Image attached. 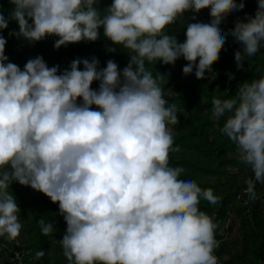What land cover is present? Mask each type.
<instances>
[{
    "label": "clouds",
    "instance_id": "9594fccd",
    "mask_svg": "<svg viewBox=\"0 0 264 264\" xmlns=\"http://www.w3.org/2000/svg\"><path fill=\"white\" fill-rule=\"evenodd\" d=\"M12 3L8 16L0 11V29L18 22L10 34L30 43L56 35L59 47L95 41L102 26L113 42L108 50L123 45L129 59L121 68L114 58L100 66L96 56L77 57L60 69L37 54L21 67L8 58L0 34V236L15 239L22 228L9 190L18 181L58 202L67 222L58 242L68 264H218L217 223L199 205L222 197L183 174L182 161L169 159V124L179 111L164 95V74L148 64L183 56L185 73L194 67L204 74L230 32L242 42L234 58L244 68L264 48V0L228 30L222 17L244 8L245 0H208L211 14L188 21L182 41L166 26L187 10L198 12L205 0H112L103 12L99 0ZM257 71L262 74L241 82L235 94L213 97L211 108L238 159L254 172L244 189L250 200L258 196L257 181L264 184V69ZM39 223L43 233L53 232L45 217Z\"/></svg>",
    "mask_w": 264,
    "mask_h": 264
},
{
    "label": "trees",
    "instance_id": "16d2710c",
    "mask_svg": "<svg viewBox=\"0 0 264 264\" xmlns=\"http://www.w3.org/2000/svg\"><path fill=\"white\" fill-rule=\"evenodd\" d=\"M111 2L112 0L106 1L107 4H110ZM13 6L14 5L12 3V0H0V11H2L5 16L9 15V12ZM256 7L257 4L254 6L249 2L246 3L245 1V7L241 9L244 14H238V16H235L234 19L227 18L225 20L226 24L224 26V29L228 30L234 27L237 18H246L245 13L254 14ZM104 10L106 9H102V12ZM174 25V22L167 25L165 30L169 33L175 34L173 32ZM14 29H19L18 22L15 19H10L8 27L0 29V34H3L7 38L5 52L8 58L11 61L19 64L21 67H23L28 58L34 57L37 54H42L48 62L49 66L53 64H59L60 69L69 66L70 62L77 57H86L91 59L93 56H96L100 60V66H104L107 59L114 58L118 63V66L121 68L128 62L129 59V55L126 52L128 50L124 49L123 45H118L116 51H109L104 55H101L98 52V47L106 38L103 36L102 26L100 27L101 36L95 41L81 40L77 42H69L66 45H61L59 47L53 46L55 39L58 38V36L56 35H48L44 39L30 43L22 36V39L20 40L17 39L16 35L10 34L11 30ZM176 35L178 37V40L182 41L184 39L183 35H180L179 33H176ZM9 38H12V40H9ZM108 42V45L113 44L111 40ZM241 44L242 42L237 41L229 32L224 45L220 49V55L215 57L213 60L212 66L224 80L223 89L221 91L217 90L216 88H212L210 90L205 89L201 86L202 84L200 83L199 77L190 78L186 75L178 76L176 74H171L166 77L165 71L167 70V67L170 63H162L160 61H157L156 64L155 62L148 64L149 69L153 71L154 74H156L157 72L164 74L162 79L164 95L170 102H175L176 105L179 106L177 122L176 124H172L175 129L174 146L170 149L169 159L172 162L182 161L183 164H185L188 160V151L192 149L193 151H195V153H198L197 155H195L197 161L199 160V156L202 155L203 159L200 160L201 165H197L193 162L187 161L190 165V169L181 170L183 174L191 175L197 182L199 181L198 183L201 185V187H207V184H205L201 180H198L200 178L203 179L202 172H215L216 168H210V161H212L214 157H220L226 152V140L224 139V134L220 130L223 121L221 120L218 125H212L211 122L208 121L209 119L203 116L202 110L206 106L212 108V100L215 96L226 98L230 95L235 94L238 85L241 82L262 74L261 72L257 71L258 68L264 69V56H259L257 55V53L253 56H250L247 60L244 61V68L238 69L236 67L234 54L235 50L241 47ZM29 49H32L34 53L32 54ZM80 67H83V65L81 64ZM60 69H58V71ZM229 71L234 73L233 79H229ZM98 83V81H93L92 86L98 87ZM169 86H171L172 90H175L176 93L167 95L166 90H168ZM92 107L96 106L92 105ZM235 184L236 179L234 178V186ZM230 187L232 188V181L228 180L226 184L227 192H229ZM9 190L12 191L15 195L19 206L20 201L22 200L19 214L24 215L27 223H29L31 225V228L33 229L34 238L32 246L34 250H43L45 253L42 257L37 258L33 252V249L32 253L29 250V254L32 256L31 264H61L62 261H64L63 259H65V261L68 263V258L64 255L63 252H60V255L56 253L57 247L59 245L58 241L60 240L59 234L66 230V226L63 225L67 222L65 221L63 214H61L58 209L54 208L51 198L43 192H37L36 189H34L30 185H26L24 188H19L16 190L11 186ZM236 194L237 192H235L234 194V203H231L230 205H233L231 207H234L235 213L243 221L244 217L241 215L242 213L240 205L243 201L242 199H239L238 201L236 198ZM227 196H225L224 198L226 204L228 203V201H231L230 196ZM262 200H264V194L255 203L254 209ZM212 205L213 203L202 198L200 200L199 206L202 210L211 213L213 212L214 207H212ZM41 216L45 217V219L49 221H52V216H56L58 219V221L54 224L55 236L52 239L54 253L51 256L52 262L50 263L49 257H47V253L45 251V245H47V234L43 233L42 226L39 223V218ZM252 216L254 217L255 213H252ZM254 226L258 228V231L260 232L254 231L251 228L249 231L242 230V254L244 257L245 250L253 249V252L256 253L257 260H248L247 263L264 264V218H258L254 222ZM248 239L250 240V242L252 241L251 244L246 243ZM10 241L12 240H6L4 236H0V245L2 243H5L7 244V246H12L13 248L27 249L29 247L11 243ZM1 251L0 264H12V261L10 262L8 260H5L6 252L4 250Z\"/></svg>",
    "mask_w": 264,
    "mask_h": 264
},
{
    "label": "rangeland",
    "instance_id": "374dc122",
    "mask_svg": "<svg viewBox=\"0 0 264 264\" xmlns=\"http://www.w3.org/2000/svg\"><path fill=\"white\" fill-rule=\"evenodd\" d=\"M106 1L108 0H99L100 7H106L107 4ZM246 3H251V5H256L258 3V0H245ZM199 12V15H198ZM196 13H193L192 10H187L183 15L179 16L177 20L174 22L175 25L173 26V32L179 33L180 35H183L185 38V31L187 27L188 21L194 20L195 16H209L211 14V10L209 8L208 0H205V3L201 6L199 11ZM197 14V15H196ZM238 14L243 15V11L241 9L238 10H229L224 17L221 19V23L223 26H225L226 22L225 20L227 18L234 19L235 16H238ZM17 39H22L21 37H17ZM9 40H12V38H9ZM110 39L105 38L104 41L101 43V45L98 47V52L101 55L106 54L109 52L108 50V44ZM32 54L34 51L32 49H29ZM257 55L264 56V48H261L260 51L257 52ZM187 61L184 59L183 56L176 59L175 63H170L167 67V70L165 71V76L168 77L171 74H176L178 76H188L190 78H197L199 77L201 86L205 89H212L216 88L217 90L221 91L223 89L224 80L222 79L221 75L216 71V69L211 66L208 67V71L204 74H198L195 71V68H191L185 73L183 71V65ZM215 70L217 75L211 76V72ZM239 82V81H236ZM167 95L176 93L175 90H172V87L169 86L168 90H166ZM177 108L179 106L177 105ZM184 109V108H181ZM203 116L207 117L209 122H211L212 125H218V122L214 121L211 117V108L209 106L204 107L202 110ZM169 127L172 129L173 134L175 133V129L172 126V124H169ZM190 128V127H189ZM224 139L226 140V152L222 154L220 157H214L212 161H210V168L214 169L216 168L215 172H202V178L198 179L203 181L205 184H207V187H212L214 189L215 194L222 197L221 200L216 202L212 205L213 212L209 213L213 216L214 221L217 223V228L215 229L216 238L220 241L219 246L214 249V252L219 255L220 258L226 259L230 262V264H248L247 261H255L257 260L256 253L252 250H245L244 257H243V242H242V230L249 231L250 228L254 231H258L259 229L254 226V222L258 218H264V200H262L257 207H255V203L259 200V198L264 194V184H261L259 181L256 183V191L258 193V196L254 200H250L248 197L247 201L241 202V215L244 217L243 221L236 213H234V207H231L233 205H230L231 203H234V194L237 192V194H246L243 193L244 189L247 187L246 184V178L249 176L254 177V172L250 165L246 164L245 162L238 159V155L236 152V146L234 142H232L226 135H223ZM192 151V152H191ZM189 155L187 156L189 162H193L194 164L201 165L200 160L203 159L202 155L199 156V160L197 161L195 155L198 153H195V151L190 150L188 151ZM201 157V158H200ZM186 161L184 164V167L181 170H187L190 169L189 163ZM234 178L236 179V184L234 186ZM232 181V188L230 187L229 192H227L226 184L227 181ZM199 182V181H198ZM13 189H21L24 188L26 185L21 184L18 181H14L11 184ZM37 192H42L40 190H37ZM44 193V192H43ZM230 196L231 201H228L226 204L225 202V196ZM249 195V194H248ZM227 196V197H228ZM238 200V199H237ZM236 200V202H237ZM239 201V200H238ZM22 204V200L20 201V206ZM52 204L54 208L59 210L58 202L52 201ZM226 204V205H225ZM226 209V210H225ZM225 210V211H224ZM217 213H216V212ZM215 212V213H214ZM252 213H255V216H252ZM225 214V215H224ZM48 218V216H47ZM52 223L53 225L58 221L56 216H52ZM19 219L22 223V228L20 230L19 235L10 241L11 243H15L21 246H29L27 249L30 250L32 253V249L34 254H36L39 249L34 250L32 246L33 242V229L31 228V225L27 223L26 219L24 218L23 214H19ZM243 223V224H242ZM63 226H67V223H64ZM242 227V228H240ZM245 228V229H244ZM256 229V230H255ZM65 231L61 232L59 234L60 239H62V236ZM251 232V231H250ZM249 233V232H248ZM47 240L45 245V251L47 253V257H49V263L52 262V255H53V237L55 236V232L53 230L52 233H49L46 235ZM4 238L7 240L6 235H4ZM238 240V241H237ZM247 244H251L252 241L248 239L246 241ZM32 247V248H31ZM221 253H219V252ZM60 252H63V247L59 243L56 253L60 255ZM42 260V259H41ZM61 264H68L65 259H63ZM45 264V263H43Z\"/></svg>",
    "mask_w": 264,
    "mask_h": 264
},
{
    "label": "built area",
    "instance_id": "2783aa9c",
    "mask_svg": "<svg viewBox=\"0 0 264 264\" xmlns=\"http://www.w3.org/2000/svg\"><path fill=\"white\" fill-rule=\"evenodd\" d=\"M199 15V13H198ZM246 194H236V198L242 199L243 202L247 201V197L249 196L247 192L243 191ZM1 250L6 252L5 260L12 261V264H31L32 263V256L29 254V250L25 248H13L12 246H7V244L2 243L0 245V254ZM216 254V253H215ZM217 255V254H216ZM218 256V264H230V262L226 259H222Z\"/></svg>",
    "mask_w": 264,
    "mask_h": 264
},
{
    "label": "crops",
    "instance_id": "0c3cea01",
    "mask_svg": "<svg viewBox=\"0 0 264 264\" xmlns=\"http://www.w3.org/2000/svg\"><path fill=\"white\" fill-rule=\"evenodd\" d=\"M234 213H235V210H234ZM219 252V251H218ZM220 253V252H219ZM221 254V253H220Z\"/></svg>",
    "mask_w": 264,
    "mask_h": 264
}]
</instances>
